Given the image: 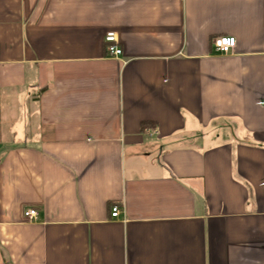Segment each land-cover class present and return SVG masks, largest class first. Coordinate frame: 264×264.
Here are the masks:
<instances>
[{
    "label": "crops",
    "instance_id": "1",
    "mask_svg": "<svg viewBox=\"0 0 264 264\" xmlns=\"http://www.w3.org/2000/svg\"><path fill=\"white\" fill-rule=\"evenodd\" d=\"M0 264H264V0H0Z\"/></svg>",
    "mask_w": 264,
    "mask_h": 264
},
{
    "label": "built area",
    "instance_id": "2",
    "mask_svg": "<svg viewBox=\"0 0 264 264\" xmlns=\"http://www.w3.org/2000/svg\"><path fill=\"white\" fill-rule=\"evenodd\" d=\"M108 46L109 57L119 58L122 55V50L119 48L117 34L108 33L105 38ZM213 47L218 55H229L236 47V39L231 37H217L213 40ZM125 208L114 205L111 209V217L113 219H119L121 216H125ZM28 222H36L38 220L39 213L35 209H29L24 214Z\"/></svg>",
    "mask_w": 264,
    "mask_h": 264
},
{
    "label": "trees",
    "instance_id": "3",
    "mask_svg": "<svg viewBox=\"0 0 264 264\" xmlns=\"http://www.w3.org/2000/svg\"><path fill=\"white\" fill-rule=\"evenodd\" d=\"M113 206H114V205L111 206V209H112Z\"/></svg>",
    "mask_w": 264,
    "mask_h": 264
}]
</instances>
